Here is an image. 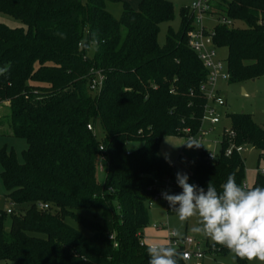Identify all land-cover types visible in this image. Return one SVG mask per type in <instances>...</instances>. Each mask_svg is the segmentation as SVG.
Returning <instances> with one entry per match:
<instances>
[{"label": "trees", "instance_id": "1", "mask_svg": "<svg viewBox=\"0 0 264 264\" xmlns=\"http://www.w3.org/2000/svg\"><path fill=\"white\" fill-rule=\"evenodd\" d=\"M108 3L122 4L119 19ZM212 7L243 25L214 28L216 48L228 51V82L263 78L264 0H220ZM0 14L20 24L0 22V70L6 69L0 108L7 113L0 126L27 143L22 162L13 149L0 150V178L14 205L11 214L0 210V261L148 264L142 243L148 208L164 181L176 177L160 155L161 142L196 136L207 105L200 88L208 72L188 47L191 12L181 10V27L168 31L163 46L160 25L174 19L166 0H141L137 9L128 0H0ZM96 73L104 76L100 92L90 89ZM227 117L221 155L211 160L209 150H199L188 175L205 190L211 181L219 191L229 174L245 182L242 154L225 155L230 145H251L264 160V129L250 115ZM129 143L141 147L128 151ZM102 156L103 183L97 177ZM256 186L264 187V174ZM81 210H99L100 220ZM167 213L176 212L168 206ZM207 248L217 256L229 252Z\"/></svg>", "mask_w": 264, "mask_h": 264}, {"label": "rangeland", "instance_id": "2", "mask_svg": "<svg viewBox=\"0 0 264 264\" xmlns=\"http://www.w3.org/2000/svg\"><path fill=\"white\" fill-rule=\"evenodd\" d=\"M130 1H133V6L130 4ZM171 2L174 8V19L172 22H165L160 25V31L158 34V43L163 46L166 43V38L168 31L170 29L177 32L181 27V10L183 8H190L192 4L197 0H166ZM211 2V5H214L216 2L220 0H208ZM129 4L137 9L141 0H128ZM107 11L116 19L121 17L123 7L121 3H108L106 7ZM221 18L223 17H215L213 20L205 19L204 23L210 30H214L215 26L220 24ZM0 22L8 25L9 27H18L20 24L13 19L1 15L0 14ZM234 26L236 28L243 27L240 22H234ZM233 26V27H234ZM219 58L226 63L228 57L227 49H218ZM94 54V49H91L89 55L92 56ZM219 94L226 101V106L224 107H216L217 114L220 117V124L216 125L209 135L204 138L206 141L204 146L214 155V157H218L221 155L222 147L220 144V135L225 128L229 126V119L227 116L231 114H246L250 115L253 119V122L260 128L264 129V77L256 80H250L245 82H219L218 84ZM4 108H0V118L6 116ZM209 124H206L202 130H209ZM94 134L98 141H101L103 138L102 127L99 122L95 125ZM188 141L186 138L180 137H169L162 140L160 145V155L167 157L171 163L167 162L174 170L175 173L182 172L187 173L188 175L191 172L192 165L199 158V149L192 148L189 149L183 143ZM7 146L8 149H13L16 153L17 159L19 162L23 161V152L27 149L26 141L22 139H16L9 136V130L7 126H0V150ZM141 147L140 143H129L127 145L128 151H133L137 148ZM237 147L244 148L242 153V157L245 162V183L251 188L258 176V174H262L264 170V160L260 159V151L247 144H242ZM166 160V159H165ZM106 164H104L105 170L101 171L100 167H98L97 177L98 180L103 183L106 177ZM2 171L0 165V173ZM176 176V175H175ZM190 184H194L193 180L189 178L188 181ZM168 185L167 191L170 194L177 193V190L180 187L177 186L176 177L175 179H167L164 181L163 187ZM7 192L4 188V185L0 178V210L7 211L9 209V202L6 198ZM168 202L159 197L154 200L149 208V223L147 227L143 230V244L148 248V246L152 243H164L168 244L166 241L167 232H172L174 229L181 228V221H179L176 213L168 214L167 207ZM80 215L100 220L101 212L99 210L95 211H86L81 210ZM153 224L164 225V229L161 232H156L152 229ZM197 226V218L192 217L189 220L183 222L182 231L184 233V237H192L196 243H199L201 248L207 253L202 264H233L232 254L230 251L228 254L223 256L211 255L208 251L207 244L214 245V243L201 235L195 234L191 231L193 227ZM7 229L9 228V223L6 225ZM86 233V232H85ZM183 237V238H184ZM220 246V245H219ZM218 247V246H216ZM215 247V248H216ZM212 248V247H211ZM213 250V248H212ZM0 264H10L3 261H0ZM187 264V263H186ZM194 264V263H192ZM236 264H249L247 260H241L237 258ZM251 264H264V262L254 260Z\"/></svg>", "mask_w": 264, "mask_h": 264}, {"label": "clouds", "instance_id": "3", "mask_svg": "<svg viewBox=\"0 0 264 264\" xmlns=\"http://www.w3.org/2000/svg\"><path fill=\"white\" fill-rule=\"evenodd\" d=\"M5 70H0V74ZM183 144L189 149L202 145L195 138ZM165 159L171 163L167 157ZM188 181L187 173L177 172L176 183L182 191L162 192V198L181 221V228L174 229L172 236L183 239V222L196 217L197 226L191 231L210 239L214 245L227 248L233 264L237 258L249 264L257 259L264 262V187L247 188L237 184L234 174H229L219 191L211 181L206 190ZM147 253L148 264H180L181 260H188L187 253L164 243L150 244Z\"/></svg>", "mask_w": 264, "mask_h": 264}, {"label": "built area", "instance_id": "4", "mask_svg": "<svg viewBox=\"0 0 264 264\" xmlns=\"http://www.w3.org/2000/svg\"><path fill=\"white\" fill-rule=\"evenodd\" d=\"M188 9L193 16V27L187 34L188 47L197 55L198 59L203 64V67L208 72L207 81L200 88L207 100L204 116L201 121V127L203 128L206 124H209L210 129L205 131L200 128L199 133L196 136H189L186 139L189 140L190 138H195L202 144L198 148L199 150H208L204 146L206 142L204 138H206L212 129L221 122L220 117L217 114L216 107L226 106V101L219 94L218 84L219 82H228L230 80V74L228 72L227 63H224L218 56V49L214 43V30L208 29L204 23L205 19L213 20V18L217 17V13L213 9L211 2L208 0H197ZM220 24L229 28L234 26L233 21L225 18H221ZM103 81L104 76L101 73H96L95 77L91 81L90 89L93 92H100ZM88 129L90 131L94 130L92 125H89ZM101 151H104L103 147H101ZM243 151L244 148L242 147L230 145L226 150L225 155L229 157L233 153L242 154ZM209 158L213 160L214 155L211 154ZM105 161V157L102 156L99 164L101 171H104ZM262 174H264V170L262 171ZM243 186L250 188L245 182L243 183ZM168 188L170 187H168L167 184L164 187H161L153 201L162 197V192L167 191ZM13 207L14 205L9 203L7 214L12 213ZM39 207L41 209H48V205L44 204H40ZM152 228L157 231H161L165 227L164 225L153 224ZM166 241L168 245L174 246L178 248L180 252L188 254V260L185 261L187 264H202L205 255L207 254L201 248L200 244L196 243L192 237H184L181 240H177L176 237L172 236V232L168 231ZM210 254L215 255L214 253Z\"/></svg>", "mask_w": 264, "mask_h": 264}, {"label": "crops", "instance_id": "5", "mask_svg": "<svg viewBox=\"0 0 264 264\" xmlns=\"http://www.w3.org/2000/svg\"><path fill=\"white\" fill-rule=\"evenodd\" d=\"M130 4L133 6V1H130ZM210 128V127H209ZM163 157V156H162ZM164 158V157H163ZM153 229V228H152ZM154 231H156V232H161V231H157V230H155V229H153Z\"/></svg>", "mask_w": 264, "mask_h": 264}]
</instances>
